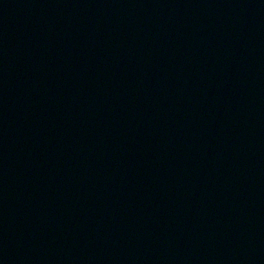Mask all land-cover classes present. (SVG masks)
<instances>
[{
	"label": "water",
	"instance_id": "95a60500",
	"mask_svg": "<svg viewBox=\"0 0 264 264\" xmlns=\"http://www.w3.org/2000/svg\"><path fill=\"white\" fill-rule=\"evenodd\" d=\"M0 264H264V0H0Z\"/></svg>",
	"mask_w": 264,
	"mask_h": 264
}]
</instances>
